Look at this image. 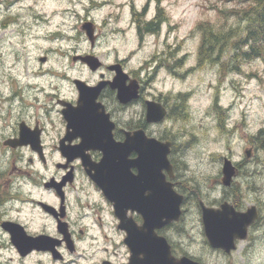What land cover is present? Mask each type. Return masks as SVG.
Returning <instances> with one entry per match:
<instances>
[{"label":"clouds","instance_id":"1","mask_svg":"<svg viewBox=\"0 0 264 264\" xmlns=\"http://www.w3.org/2000/svg\"><path fill=\"white\" fill-rule=\"evenodd\" d=\"M83 112L173 212L113 198ZM0 264H264V0H0Z\"/></svg>","mask_w":264,"mask_h":264},{"label":"water","instance_id":"2","mask_svg":"<svg viewBox=\"0 0 264 264\" xmlns=\"http://www.w3.org/2000/svg\"><path fill=\"white\" fill-rule=\"evenodd\" d=\"M91 113L83 112L77 114L73 119L79 122L92 123L96 119V125L90 128V137L94 136L96 147L103 146L106 151L105 160L98 168V179L103 183L113 198L117 199L121 205L129 204L142 206L149 209L151 219L157 220L159 215L167 214L174 211V205L169 195L156 183L152 169V161L154 158V149L143 143L137 138L135 141L130 140L125 146H117L110 143L103 132L102 122L98 117L92 118ZM86 130V129H85ZM132 148L141 151V161L136 162L141 166V176L133 178L128 173V162L124 159L126 153ZM146 188H152L153 196L146 200L143 197V192ZM222 221L219 217L213 214L209 215V225L216 229L221 225ZM136 236L135 242L137 245L147 241L151 242V249L155 250V245L149 238L141 241L140 237L144 233H134Z\"/></svg>","mask_w":264,"mask_h":264},{"label":"flooded vegetation","instance_id":"3","mask_svg":"<svg viewBox=\"0 0 264 264\" xmlns=\"http://www.w3.org/2000/svg\"><path fill=\"white\" fill-rule=\"evenodd\" d=\"M90 116L92 118H96V116H94L93 114H90ZM95 122H96V119H95V121H93L90 124H89V122H84V123L83 122H79L77 124L83 130L81 134H83L85 136V144L88 145L89 142H91V146H95L96 147V142H95L94 136L90 137V134H92L90 128H92L94 125H96ZM45 207H50V205H45ZM139 237H140L141 241H144V239L148 238V236L146 234L137 236V238H139ZM135 238H136V236L134 235V241H135ZM138 246H140L142 248H151V242L147 241L145 243V245L140 244Z\"/></svg>","mask_w":264,"mask_h":264}]
</instances>
